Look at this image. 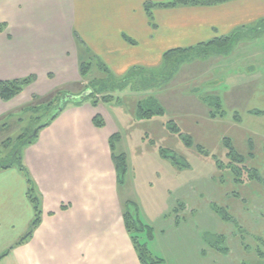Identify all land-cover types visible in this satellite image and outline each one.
Instances as JSON below:
<instances>
[{
    "label": "crops",
    "instance_id": "obj_1",
    "mask_svg": "<svg viewBox=\"0 0 264 264\" xmlns=\"http://www.w3.org/2000/svg\"><path fill=\"white\" fill-rule=\"evenodd\" d=\"M146 2L159 0H0V81L34 76L21 93L0 99V118L30 105L33 95L60 89L80 97L81 56L101 59L117 76L135 66L154 69L161 41L169 42L166 50L188 48L264 19V0L155 8L151 20ZM106 104L69 103L24 146L25 171L0 169V255L8 251L0 264H141L122 215L128 192L118 184L109 146L120 127L110 123ZM27 175L41 222L11 248L34 215Z\"/></svg>",
    "mask_w": 264,
    "mask_h": 264
},
{
    "label": "rangeland",
    "instance_id": "obj_2",
    "mask_svg": "<svg viewBox=\"0 0 264 264\" xmlns=\"http://www.w3.org/2000/svg\"><path fill=\"white\" fill-rule=\"evenodd\" d=\"M259 21L252 29L247 28L251 33L239 39L228 53L200 56L201 51L190 52L169 77L160 62L144 86L147 89L141 91L129 87L102 89L94 80L106 78L96 60L104 62L90 58L95 63L84 77L80 62L89 60L79 58V91L93 92L86 101H100L103 95L111 98L104 108L110 123L120 127L116 151L123 149L126 153L122 190L126 188L128 199L138 207L140 219L152 226L153 238L145 233L140 241L146 243L152 255L163 258V264H264V181L236 182L232 171L225 168L228 160L222 141L229 137L245 156V164L264 179V23ZM240 30L235 31L244 35ZM256 33L260 36L253 39ZM217 37L220 36L213 38ZM166 43L169 42L164 40L159 45L160 58L169 47ZM79 47L80 55L85 54V46ZM135 82L131 87L139 88L141 85ZM57 91L67 92L59 89L32 99L30 105L0 118V165L8 163L14 151L22 154L25 145L18 137L31 134L48 119L44 110L48 111L46 105ZM149 96L156 99L165 114L139 119L137 103ZM210 97L221 101L223 117L218 116L217 108H211ZM32 105L39 108L33 109ZM53 111L52 108L50 112ZM160 146L167 153L174 151L179 164L160 155ZM213 205L224 207L242 232L233 222L223 219ZM215 234L225 236L228 252L210 247L207 240Z\"/></svg>",
    "mask_w": 264,
    "mask_h": 264
},
{
    "label": "trees",
    "instance_id": "obj_3",
    "mask_svg": "<svg viewBox=\"0 0 264 264\" xmlns=\"http://www.w3.org/2000/svg\"><path fill=\"white\" fill-rule=\"evenodd\" d=\"M229 0H168V1H159V2H146L144 4V10L148 16V18L151 20L152 19V10L155 8H177V7H185V6H211V5H216L220 4L223 2H226ZM264 23V19H262ZM261 24V22H258ZM5 24L0 25V31H2L5 28ZM252 29V28H251ZM262 29V28H261ZM242 34L236 33L234 31L232 34L229 35H224L220 36L217 38H213L211 40H208L207 42L197 44L195 46H191L188 48H173L166 50L163 52L161 56V66L163 67V70L165 71V74H167V77L171 76V73H173L179 65H181L183 62H185L187 59V54L190 52H199L201 53L200 56H207L208 53L210 52H226L228 53L233 45L240 39L245 38V36H248L249 33H251V30H245L241 29ZM241 30L239 32H241ZM259 30V29H258ZM251 35V34H250ZM249 35V36H250ZM254 35V34H253ZM262 35V34H261ZM244 36V37H243ZM260 36V34L256 33V36H252L254 39L255 37ZM127 41L130 43H133L130 39L127 38ZM79 44L80 41L78 40ZM82 44V43H81ZM201 51V52H200ZM96 60V59H95ZM96 64L100 67V70L105 71V74L107 75L106 78L103 77L101 79L94 80V82L98 83L102 89L104 90H109L112 91L114 89H123L129 87L130 90H135V91H141L147 89L144 87L147 82H149V78L153 76V69H146L143 67H131L125 72L121 77L117 78L114 76L111 71L107 68L105 64L102 62L96 60ZM90 60L87 62H80L79 70L81 76H86L88 69L90 66L92 67ZM138 77H141L138 82H135ZM34 79V76H28L25 78H19V79H13V80H2L0 81V99L2 101H8L18 95L27 85H29ZM147 81L143 84V81ZM133 82L139 86V88H132ZM138 87V86H134ZM101 90V91H104ZM99 91V92H101ZM68 95H71L67 92H62V91H57L54 95V97L47 103L46 109L44 110V113H48V119L39 124L34 131L27 135L23 134L22 136L18 137V140L24 143V145H30L34 142L37 133L39 132L40 129L46 127L49 125L58 115L59 113L64 109L66 105L69 103L73 104H80L83 101H85L87 98H92L93 92L91 90L87 93L84 94L83 96H80L78 99L73 100L71 97ZM32 99H38L37 96H32ZM111 101L110 96L108 95H103L101 100L94 99L90 101V103L95 106L99 102L107 103ZM209 103L211 108L215 107L219 111L218 116L223 117L224 111L221 108V101L218 98H209ZM33 109L34 108H39L37 105H32L31 106ZM45 108V107H44ZM54 109L53 112H50ZM211 116H217L215 115V112H210ZM136 114L137 118L139 119H150L154 116H163L165 114L164 109L158 104L156 99L153 96H149L144 100H140L137 103L136 106ZM171 122V121H169ZM168 122V123H169ZM93 123L97 127H102L104 125L103 119L99 115H95L93 118ZM170 124V123H169ZM175 132L179 133L178 127H174ZM181 136V134L179 133ZM120 135L118 133H115L111 135L109 138V146L111 149V158L113 161V164L115 166L116 172H117V181L119 186H122L124 183V177L127 172V163H126V156L123 152H117L116 151V142L118 141ZM223 145L226 149V159L228 160L227 164L225 165V168L231 170L234 176V180L238 183L244 184L250 181H256L259 183H263L264 179L257 173V170L254 168H250L245 164V156L240 154L234 147L231 139L229 137H224L223 138ZM249 146V151L252 152L253 150V144L252 142H248ZM199 151L201 149L199 146L196 147ZM158 153L162 155L164 158H167L170 160V162L174 163L175 165L179 164V159L174 151L167 153V149L164 147H159L158 148ZM252 153H249L248 155H251ZM216 164L218 165L219 168H222L216 161ZM10 167H17L20 171H25V167L22 163V155L19 150L14 151L10 155V161L6 164L0 165V169H6ZM27 179V185H28V191L27 195L28 198L33 206V211L34 215L33 218L29 224V227L27 231L15 242L11 248L25 243L27 240H29L34 232V230L37 228L39 223L41 222V216H42V210L40 206V200L38 198L37 192H35V187L28 177L26 176ZM214 210L221 214L222 218L225 219L226 221L233 222L236 227L239 228L240 232L241 227L238 225L236 220L229 214V212L224 208V207H218L213 205ZM122 215H123V220L125 227L127 229V232L130 235L131 241L133 243V246L135 248V251L137 252V256L139 258V261L141 264H163L164 259L152 255L149 250L146 248V243L141 242L140 238L141 235L146 233V237L149 239L153 238V229L152 227L148 226L146 223H144L140 217H139V209L136 206V204L131 201L127 200L122 209ZM145 236V235H144ZM207 240V238H206ZM225 236L220 234V235H214L212 239L207 240L210 243V247L216 250H222L223 252H228V248L225 245ZM224 246V247H223ZM8 253V251L4 252L3 254L0 255V259L5 256Z\"/></svg>",
    "mask_w": 264,
    "mask_h": 264
},
{
    "label": "water",
    "instance_id": "obj_4",
    "mask_svg": "<svg viewBox=\"0 0 264 264\" xmlns=\"http://www.w3.org/2000/svg\"><path fill=\"white\" fill-rule=\"evenodd\" d=\"M88 92H86L85 94H87ZM84 94H81L80 96H83ZM69 97H71L72 99H76V98H78L77 96H73V95H68Z\"/></svg>",
    "mask_w": 264,
    "mask_h": 264
}]
</instances>
